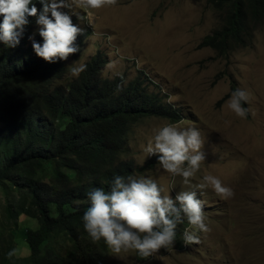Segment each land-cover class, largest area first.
I'll return each instance as SVG.
<instances>
[{
    "label": "trees",
    "instance_id": "1",
    "mask_svg": "<svg viewBox=\"0 0 264 264\" xmlns=\"http://www.w3.org/2000/svg\"><path fill=\"white\" fill-rule=\"evenodd\" d=\"M34 2L39 12L41 5ZM206 3L220 27L199 48L219 56L247 48L264 26V0ZM28 20L18 46L0 45V192L5 196L0 264H113L103 241L91 242L83 230L85 194L93 187L107 190L114 173L143 170L127 155L134 124L184 117L167 103L169 97L158 85L152 84L155 90L150 92L140 78L129 83L118 77L101 79L108 64L101 52L85 63L78 78L63 85L67 59L49 63L37 57L28 39L37 26L35 17ZM88 38L89 33L78 34V51L69 57H78ZM34 39L41 41L39 35ZM23 219L35 220L37 227ZM185 224L177 225L171 248L185 246ZM13 247L14 256L6 259L4 253Z\"/></svg>",
    "mask_w": 264,
    "mask_h": 264
},
{
    "label": "rangeland",
    "instance_id": "2",
    "mask_svg": "<svg viewBox=\"0 0 264 264\" xmlns=\"http://www.w3.org/2000/svg\"><path fill=\"white\" fill-rule=\"evenodd\" d=\"M72 2L73 7L64 11L89 38L78 57L67 58L66 66L73 61L85 64L101 52L108 59L101 79L118 77L129 83L140 78L147 87L160 86L169 97L167 103L183 115V126L198 128L204 140L205 160L192 182L210 173L233 193L221 199L211 188L197 190L198 196L200 191L204 193L199 198L206 201L203 211L210 228L198 233L199 243L185 244L181 250L160 248L147 263L137 262L134 251L110 252V263L264 264V26L247 48L220 58L210 48H199L220 27L206 0H105L95 9ZM37 27L33 35L38 34ZM62 77L63 85L75 79L68 70ZM237 87L248 93L244 119L225 104ZM165 122L154 117L135 125L127 155L140 167L155 159V168L143 175L174 195L190 189L181 183V177L161 169L155 156L146 157L142 152L153 129ZM4 203L0 192V219ZM23 222L37 227L35 220Z\"/></svg>",
    "mask_w": 264,
    "mask_h": 264
},
{
    "label": "clouds",
    "instance_id": "3",
    "mask_svg": "<svg viewBox=\"0 0 264 264\" xmlns=\"http://www.w3.org/2000/svg\"><path fill=\"white\" fill-rule=\"evenodd\" d=\"M38 2L41 5L39 12L34 0H0V45L6 49L18 46L25 26L29 23L28 18L35 17L33 25L38 26V34H32L34 26L28 36L34 54L49 63H54L57 59L66 60L70 54L78 51L75 40L82 32L69 12L64 11L72 8L73 2ZM104 3L105 0H75L76 6L84 9L99 8ZM77 18L80 19L79 16ZM38 35L40 42L34 39ZM230 54L217 56L227 58ZM85 69L84 63L73 61L67 66L65 63L64 75L68 70L71 77L78 78ZM62 81L61 79V83ZM247 101V91L237 87L231 91L225 104L236 117L244 119L248 114V108L244 106ZM224 123L228 124L229 121ZM137 124L131 128L129 142L133 127ZM203 144L200 130L193 126H183V119L156 126L151 137L142 146L143 154L146 157L155 156L161 169L172 177H181V183L190 190H180L170 195L151 176L143 175L146 170H150L151 160L155 162V159H150L144 167L132 161L143 170H135V174L126 175L114 173L107 181V190L93 187L86 192L88 207L80 217L86 237L93 243L102 240L112 253L134 251L139 263L149 262L151 255L158 249L172 246L177 225L184 221L186 224L181 226L184 243H199L198 233H206L210 228L208 216L203 211L206 201L199 198L204 193L200 191L198 196L197 190L211 188L221 199L230 198L233 194L229 186L210 173L199 177L196 183L192 182L205 160ZM15 251L14 247L8 249L4 257L12 258Z\"/></svg>",
    "mask_w": 264,
    "mask_h": 264
}]
</instances>
